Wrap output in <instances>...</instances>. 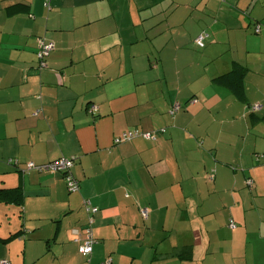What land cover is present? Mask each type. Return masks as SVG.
<instances>
[{"label":"crops","instance_id":"obj_1","mask_svg":"<svg viewBox=\"0 0 264 264\" xmlns=\"http://www.w3.org/2000/svg\"><path fill=\"white\" fill-rule=\"evenodd\" d=\"M196 1L0 0V188L23 197L0 199V264H84V199L91 264H264V0ZM234 61L246 103L213 82ZM136 127L156 140L114 142ZM59 157L77 190L27 166Z\"/></svg>","mask_w":264,"mask_h":264},{"label":"built area","instance_id":"obj_2","mask_svg":"<svg viewBox=\"0 0 264 264\" xmlns=\"http://www.w3.org/2000/svg\"><path fill=\"white\" fill-rule=\"evenodd\" d=\"M254 33H259L260 32V25L256 24L253 27ZM208 36V33H200L196 39L195 42L197 43H202L203 40ZM36 56L39 60V64L41 66H45V57L54 49V43L51 40H47L42 36L37 37V43H36ZM180 107V104L178 102H175L171 109H170V114L173 115L175 111L178 110ZM251 110H256L260 107L259 103H255L250 106ZM96 105H91L89 107V112L95 111ZM135 137H143L145 139L149 140H156V133L155 131H145L141 130L140 128H132L130 130L124 131L120 136L116 137L114 139V142H121L123 140H131L132 138ZM257 157L263 158V155L257 154ZM73 164V157L72 158H67V157H59L55 160H50L47 161L43 164L37 165L33 161L27 162L28 167H37L39 170H46V171H64V179L66 182V186L69 191H75L78 189L79 182L78 179H76L72 173L70 172V167ZM209 178H213V174H209ZM246 184L248 186H252V180L250 178H247ZM83 206L85 211L89 214V226L88 227H82V228H73V233L81 235V244L79 247L80 252L82 253L83 256L87 257L86 261L84 264H91L89 256L92 251L93 243L95 242V239L92 235V222H93V214L97 210L95 206L91 205L90 200L84 199L83 200ZM141 213L142 215L146 216L148 214V209L147 208H141ZM228 226L230 228L235 227V222L232 218H229L228 220ZM0 262H4L3 260ZM101 264H110V259L107 258L104 262Z\"/></svg>","mask_w":264,"mask_h":264},{"label":"trees","instance_id":"obj_3","mask_svg":"<svg viewBox=\"0 0 264 264\" xmlns=\"http://www.w3.org/2000/svg\"><path fill=\"white\" fill-rule=\"evenodd\" d=\"M27 8V5H25ZM40 65V64H39ZM247 67L243 64L234 61L232 67L223 73H220L213 78V82L219 85H222L230 90V92L241 102L246 103V93L244 78L247 72ZM251 106V105H250ZM255 110H251L250 113H253ZM258 115L252 116V119L258 118ZM63 176L65 175L64 171H60ZM0 199L2 200H13L21 203L23 197L22 193L18 187L13 188H0ZM93 235V234H92ZM95 239V238H94ZM110 259V258H109Z\"/></svg>","mask_w":264,"mask_h":264},{"label":"rangeland","instance_id":"obj_4","mask_svg":"<svg viewBox=\"0 0 264 264\" xmlns=\"http://www.w3.org/2000/svg\"><path fill=\"white\" fill-rule=\"evenodd\" d=\"M171 1V0H170ZM206 0H197L196 1V3L197 2H205ZM209 1V0H208ZM183 5H181V6H179V7H177L176 9H175V11H173L172 13H171V18H174L175 19V21H176V25L174 26V27H172V29L173 30H175V32H181L182 31V29L183 28H187V29H189L190 31H193V30H196V28H197V22H198V20H201V21H203V17H200V14L197 12L196 13V15H193V13L191 12V10H190V7H188V6H185V7H188L189 9H187V8H185V12H184V9H183V7H182ZM159 19L157 18L156 19V21H158ZM164 23H165V21H162L161 23H159V26H161V25H164ZM178 23V24H177ZM162 27V26H161ZM263 27V26H262ZM201 33L202 32H204L205 33V31L204 30H202V31H200ZM200 32H199V34H200ZM254 32V31H253ZM198 34V33H197ZM198 34V35H199ZM198 35H196V36H198ZM208 37V36H207ZM198 44H201V43H198ZM258 154H260V155H264L263 153H261V152H257ZM257 153H253V158L256 160V161H258V162H260V159H262V158H260V157H257L256 155H257ZM231 168H235V169H238L239 170V168L237 167H235V166H233V167H231ZM243 170V168H240V173L241 174H243V172H244V170ZM210 179H212V178H210ZM253 186H254V184L252 185V186H248L246 183H245V187H244V189L243 190H245V191H247L248 189H251V188H253ZM247 189V190H246ZM241 191L240 190H238V191H236V193H240ZM82 207H83V210H84V213H85V217H86V220H85V223L82 225V226H80V227H77V228H81V227H88L90 224H89V214L85 211V209H84V206H83V200H82ZM94 244V243H93Z\"/></svg>","mask_w":264,"mask_h":264}]
</instances>
